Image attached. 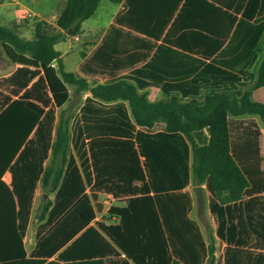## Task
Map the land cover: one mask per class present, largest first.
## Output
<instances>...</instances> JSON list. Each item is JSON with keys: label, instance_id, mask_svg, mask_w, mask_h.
<instances>
[{"label": "trees", "instance_id": "16d2710c", "mask_svg": "<svg viewBox=\"0 0 264 264\" xmlns=\"http://www.w3.org/2000/svg\"><path fill=\"white\" fill-rule=\"evenodd\" d=\"M191 1L220 12L219 23L228 25L225 36L190 24L179 39L170 40L169 31L162 36L172 13L163 26L145 29L130 27L127 11L118 13L102 43L81 64L85 75H109L93 87L84 76L66 71L60 61L57 68L52 62L60 58L55 45L76 36L101 0H67L55 25L35 20L33 39L0 24L6 55L22 64L0 77V261L25 256L23 239L39 186L44 195L36 253L41 257L28 259L29 264H106L104 258L111 254L120 257L121 264H203L206 252L194 262L193 254L176 244L189 240L187 231L203 241L199 225L189 218L193 200L183 192L191 180L197 187L205 184L210 193L220 239L239 238L224 231L264 229V210H254L255 201L264 200L254 195L264 170L249 154L263 148L264 132L255 119L232 118L253 114L264 121V103L252 97L264 86V51L253 70L236 73L219 66L212 57L237 24V16L211 0H184L185 7ZM259 6L264 12V0H249L242 14L252 18ZM190 33L201 39L195 47L185 41ZM164 53L167 58L162 60ZM151 54L145 68H136L133 75L113 73ZM160 67L186 74L153 76ZM148 86H159L168 97L151 101L148 92L140 91ZM88 89L92 95L76 113L69 111L72 94ZM7 174L9 181L4 179ZM50 193H55L54 200L45 199ZM101 193L125 201L108 210L118 222L91 225L104 208ZM244 195L252 199L243 202ZM163 196L171 198L165 209ZM166 213L172 219L182 213L185 237L177 234L174 221L170 227ZM258 238L264 239V234ZM213 252L210 246L206 264H214ZM260 257L264 264V253Z\"/></svg>", "mask_w": 264, "mask_h": 264}, {"label": "crops", "instance_id": "0c3cea01", "mask_svg": "<svg viewBox=\"0 0 264 264\" xmlns=\"http://www.w3.org/2000/svg\"><path fill=\"white\" fill-rule=\"evenodd\" d=\"M20 8L17 10L15 14V19L12 24L5 25L3 24L6 21V15L8 9L5 7V0H0V24L15 28L19 35L25 39H33L35 36V29L33 25V21L36 19H42L50 24L55 25L56 19L62 12L67 0H59L56 3L57 8L53 9L52 16L45 17L40 12H35L31 10L29 7L23 5L20 1L14 0ZM102 1V0H101ZM180 0H122V2H113L116 5L114 15L109 22V25L103 28L100 31L98 36L93 35H84L85 29H82L76 36H67L63 41L58 42L55 47L60 52V58L53 61V64L57 68L59 66V61L62 63L63 68L68 72H73L84 76L89 81L91 87L95 86L98 83H104L108 80L109 75L107 73H97L94 77L85 75L81 72V64L96 50V48L102 43V40L112 24H115V18L118 13L128 12L130 19V27H140V28H152V27H160L163 26L164 20L169 13H172L169 24H167L165 28V32L162 37L169 31L170 40L179 39L183 33L182 29L188 27L191 24L193 27H198L200 25L208 28L214 29V31H218L220 33L219 38L225 36L228 30V25H221L219 23V11H216L213 7H209L208 5H200L198 1H191L189 4L184 5L183 2H178ZM182 1V0H181ZM215 3H222L230 13L236 14L237 16V24L230 31L229 36L224 40V44L215 56L212 57L213 61L217 63L219 66H226L228 70L234 71L236 73H240L241 71L244 73L247 70H253L254 63L257 59H259L264 51V12L260 9V6L257 7V10L252 18L245 17L242 13L244 8L246 7L249 0H211ZM262 2V0H261ZM101 3V2H100ZM243 4V5H242ZM242 5V6H241ZM242 7V8H241ZM30 11L33 14V18H30L26 21H19V18L26 12ZM184 11V13H182ZM219 12V13H218ZM94 15V14H93ZM262 18L260 21H258ZM85 22V21H84ZM83 22V24H84ZM26 23V24H25ZM262 31H258L259 29ZM253 30V32H251ZM140 33V34H139ZM137 34L142 37L145 34L139 32ZM200 37L197 34L190 33L187 35L185 41L187 44H190L192 47H195L196 44L200 42ZM162 40H159L158 43H161ZM66 43L65 47L62 49L59 46L60 43ZM75 43L80 44L79 55L81 59L77 61L75 64V68L71 69L67 66V61L69 58L70 52L73 50V46ZM1 44V43H0ZM215 46V45H214ZM0 77L8 76L14 71H17L22 64L13 62L5 53L3 46L1 44L0 47ZM2 55V56H1ZM194 57H198L196 55H192ZM152 54L145 60L136 63L134 66H130L124 69H120L119 71H113L115 76H126L133 75L136 68H145L147 62L151 60ZM167 55L162 54L160 59L165 60ZM161 60V61H162ZM126 62V61H125ZM128 62V60H127ZM176 67V65H175ZM175 67L171 70H175ZM150 69L149 71H151ZM153 76H163L166 73L174 74V75H183L186 74L183 71H162V67L159 69L153 70ZM188 73V72H187ZM146 81H151L150 78H145ZM239 84L237 85V89H239ZM73 87H71V90ZM141 92H148V97L151 101H157L161 99H166L168 96L162 91L159 86H148L144 89L140 90ZM76 94V93H75ZM80 98L78 101V106L83 105L86 97L91 96V90H84L79 93ZM74 93L72 94L73 99ZM252 97L255 101L264 103V86H261L255 89L252 93ZM72 101V100H71ZM70 103V102H69ZM68 103V104H69ZM77 106V107H78ZM235 120H247V119H255L261 132H264V121L258 115L253 114H244L240 116L232 117ZM252 156H254V160H256L257 168L264 170V145L263 148L256 151H251ZM82 171V170H81ZM91 172V170H90ZM83 174V171H82ZM84 175V174H83ZM5 179V178H4ZM6 181V179H5ZM256 192L255 197H259L260 195L264 197V181L256 182ZM200 187V186H199ZM204 189L205 198H206V208L204 214H199L197 210V200H196V189L198 188L193 180L183 189V192H187L190 194L192 198L193 207L189 213V218L195 220L200 227V231L203 236V241L198 237V235L194 232L191 234L187 231V238L189 240L183 238L181 241L178 240L176 242L178 248L185 253V251L193 254L194 262H197L204 257L206 252L207 259L203 264L209 259V248L210 246L214 247L213 252V261L214 264H225L226 260V250L229 251V263L228 264H263V260L260 257V254L264 253V239H259L258 236L264 234L263 228L254 229H240L236 233L232 231H224V234H232L233 236H237L239 238H232L228 242L227 240L220 239L217 235V223L211 214L209 201H210V193L206 190V185H201ZM41 187L39 186L37 189V194L41 191ZM89 191V187L87 186V192ZM49 198L50 200H54L55 193ZM110 197V199H108ZM252 196L244 195L243 202L247 201ZM45 199L46 198L45 196ZM122 198H116L112 193H101L100 201L104 204L103 211L101 213H97L95 219L91 222V225H94L98 221H103L106 224L116 223L118 222L117 215H110L108 210L113 205L123 206L125 205V201L121 200ZM162 205L165 206L171 202L170 197L163 196ZM36 202V198H35ZM234 203V202H231ZM42 204V203H41ZM226 205V204H225ZM35 206V203H34ZM33 206V210H34ZM254 210L256 213H262L264 210V200L257 199L254 203ZM33 213V212H32ZM33 215L31 216V220L29 226L27 228L25 237L23 239V246L25 249V256L18 254L16 258L3 259L0 261V264H29L27 262L28 259H36L38 260L41 256L36 253L38 250V225L36 227L32 226ZM166 219L170 221V227L172 225V221H174V226L177 228L178 225V235L185 237V230L182 228L185 221L182 213H175L174 219L171 216L167 215ZM227 237V236H226ZM205 244V247L203 243ZM64 246L61 250H59L56 254L49 257L47 261H51L55 259L58 254L66 248ZM17 252H21L20 249ZM186 252V253H187ZM106 264H121L119 262L120 257L117 255H107L105 256ZM74 261V260H68ZM65 263V262H61ZM69 263V262H67ZM72 263V262H70Z\"/></svg>", "mask_w": 264, "mask_h": 264}, {"label": "rangeland", "instance_id": "374dc122", "mask_svg": "<svg viewBox=\"0 0 264 264\" xmlns=\"http://www.w3.org/2000/svg\"><path fill=\"white\" fill-rule=\"evenodd\" d=\"M17 1H20L23 5L29 7L31 10L35 12H40L45 17H47V16H52L51 14L54 11L53 9H55V7L57 8L56 3L59 0H17ZM5 2H6L5 7L8 9V12L6 15V21H4L3 24L10 26L12 22L14 21L15 14L17 10L20 8V6L17 5L14 0H5ZM115 7L116 5L112 3L110 0H102L97 10L95 11L94 15L91 16L89 19L85 20L83 24V29H85L84 35L85 36H88V35L98 36L100 31L109 25V22L111 21L114 15ZM33 22H35V20ZM65 45L67 44L62 42L59 44L58 47L63 49ZM0 47H1V44H0ZM79 50H80V44L75 43V46H73V50L70 52L71 54L69 55V58L67 61L68 62L67 66H69V68L71 69H74L77 61L81 59V56L79 55ZM0 54H2V52ZM70 103L68 104V106L70 105ZM77 106H78V103L71 110V112L74 111V113H76ZM5 179L6 181H9L8 174L5 175ZM43 195H44V191L41 190L36 197V202H35L34 210L32 213L33 215L32 226L33 227H36V225L39 223L38 215L40 213V207L43 201L42 200ZM52 195H53L52 193L45 194L46 198H50Z\"/></svg>", "mask_w": 264, "mask_h": 264}, {"label": "water", "instance_id": "95a60500", "mask_svg": "<svg viewBox=\"0 0 264 264\" xmlns=\"http://www.w3.org/2000/svg\"><path fill=\"white\" fill-rule=\"evenodd\" d=\"M79 98H80L79 93L74 94L73 99L69 105V111H71L75 107V105L79 101ZM196 200H197V210L199 214H204L206 208V198H205L204 189L201 186L196 189Z\"/></svg>", "mask_w": 264, "mask_h": 264}, {"label": "built area", "instance_id": "2783aa9c", "mask_svg": "<svg viewBox=\"0 0 264 264\" xmlns=\"http://www.w3.org/2000/svg\"><path fill=\"white\" fill-rule=\"evenodd\" d=\"M30 18H33V14L30 12V11H26L20 18H19V21L22 22V21H26ZM52 66L55 67V65L53 64L52 62ZM110 199V197L108 198Z\"/></svg>", "mask_w": 264, "mask_h": 264}]
</instances>
